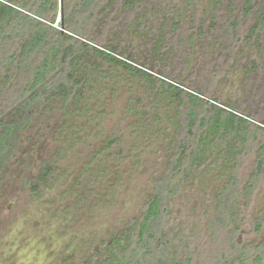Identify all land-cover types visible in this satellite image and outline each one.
<instances>
[{
    "label": "rangeland",
    "instance_id": "1",
    "mask_svg": "<svg viewBox=\"0 0 264 264\" xmlns=\"http://www.w3.org/2000/svg\"><path fill=\"white\" fill-rule=\"evenodd\" d=\"M124 1L107 3L97 18V32L109 19L106 45L130 64L176 78L208 103L264 127V29L256 30L257 16L244 17L239 0L218 7L211 0ZM53 26L59 27V13ZM98 63L77 104L64 110L59 97L44 103L0 172V264H87L138 216L166 169L179 101L141 74ZM19 85L15 71L0 72V111ZM259 142H249V151L235 159L232 213L239 229L233 238L235 224L214 234L207 227L229 162L214 165L218 157L208 155L201 174L173 199L168 248L179 264H227L240 248L263 242L264 176L248 199L242 193L262 155ZM42 162L53 172L36 188ZM257 221L263 222L260 230L254 229Z\"/></svg>",
    "mask_w": 264,
    "mask_h": 264
},
{
    "label": "trees",
    "instance_id": "2",
    "mask_svg": "<svg viewBox=\"0 0 264 264\" xmlns=\"http://www.w3.org/2000/svg\"><path fill=\"white\" fill-rule=\"evenodd\" d=\"M119 1L0 0V72L3 69L15 71L20 80V85L9 92L11 102L0 111V115H4L0 120V172L11 159L21 134L33 123L44 103L51 97H59L64 110L70 104H77L89 86L92 73L98 69L99 60L131 74H141L154 88H163L165 94L179 101L180 121L174 146L164 173L154 181L152 194L140 206L138 216L131 218L110 240L104 241L100 251L92 255L87 264H179L168 248L167 229L173 199L186 183L201 174L208 155L209 158L217 156L214 165L229 162L223 168L229 177L215 196L216 215L207 221V227L214 234L222 227L235 224L236 216L232 213L237 202L235 159L249 151V142L261 140L258 151L262 155L242 192L248 199L258 178L264 176V127L232 110L208 103L186 90L176 78H159L130 64L125 54L119 55L106 45L105 26L109 19L100 32L95 30L96 21L101 12L106 11L107 3L118 4ZM239 1L243 5V16H257L256 30L264 29V0ZM211 2L218 7L223 0ZM125 4L134 5L132 0H125ZM58 13L59 27L56 28L53 24ZM228 21L232 34H236L237 21ZM157 66L156 63L154 69ZM232 140L237 143L231 145ZM118 142V139L111 140L110 146ZM240 146L242 150H238ZM223 157L227 161H223ZM52 172L50 163L42 162L35 187L45 184ZM262 225L263 222L257 221L254 229L260 230ZM234 229L230 239L239 226L235 224ZM231 242L237 246L236 242ZM235 263L264 264V240L254 248H240L227 262Z\"/></svg>",
    "mask_w": 264,
    "mask_h": 264
}]
</instances>
